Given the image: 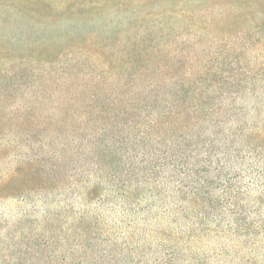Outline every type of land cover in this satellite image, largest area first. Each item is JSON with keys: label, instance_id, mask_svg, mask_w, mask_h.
<instances>
[{"label": "rangeland", "instance_id": "374dc122", "mask_svg": "<svg viewBox=\"0 0 264 264\" xmlns=\"http://www.w3.org/2000/svg\"><path fill=\"white\" fill-rule=\"evenodd\" d=\"M89 1L0 0V264H264V0ZM213 121L258 154L182 144Z\"/></svg>", "mask_w": 264, "mask_h": 264}, {"label": "trees", "instance_id": "16d2710c", "mask_svg": "<svg viewBox=\"0 0 264 264\" xmlns=\"http://www.w3.org/2000/svg\"><path fill=\"white\" fill-rule=\"evenodd\" d=\"M63 2V1H62ZM91 1L87 0V3L89 4ZM72 6L71 8H74V9H71V11L73 13H78L77 15H84L85 12L87 11L86 9H83L84 6L81 2H77L76 4H72L70 5ZM83 7V8H82ZM60 13V12H58ZM39 14L40 15H44L45 13L42 12V11H39ZM48 14V13H46ZM61 14H64L63 11H61V13L56 16V17H61L63 15ZM51 15V13H50ZM73 70V69H72ZM195 78V77H194ZM192 78V79H194ZM152 79V77H151ZM169 85L172 86V89L168 92H165V93H162L163 94V98L160 97V95H156L154 94L153 92H149V91H146L144 93H141V94H137V97L140 98V101H145V99L149 98L151 95H154L155 97H157L158 99H165L167 100V102H170L172 103L174 100H175V96L174 95H179L178 92L181 91V84L179 83L178 79L176 80V76L174 77H169V82H171ZM152 82L155 84V85H160L162 83V80L160 78V75L159 74H156L155 75V78L152 79ZM96 85V83H95ZM98 88V86H95L94 89ZM107 89V88H106ZM186 93H189V90H185ZM92 98H94L95 101H98L100 102L102 105H105L107 106L109 109L112 110L113 112V108L111 106V102L112 100L110 98H107V99H102L100 94L97 93L96 91H94V93L92 94ZM185 100H183L184 102ZM191 102H192V99H191ZM185 103V102H184ZM193 103V102H192ZM192 103H190V108L188 107L189 105L186 106L187 110L189 113H191V115H189L188 113H183V111H180V110H171L169 112V110L167 109L166 111H163L164 108H160L159 104H156V105H151V108H152V112L150 116H153L152 118H150L149 122L148 121H145V134H154V135H160V130L159 129H179L178 127L183 125L185 122H189L187 121V118H192L193 120H197L200 118L199 116V112H200V108H198L197 106L196 107H193L192 106ZM206 109V110H212L210 109L209 107H211L210 105H203ZM225 112H227L225 110ZM138 114L140 113V111L137 112ZM172 117H175L174 119H172ZM212 117V116H211ZM131 117H128L126 118L125 122H126V125L128 126V128L131 127V122L133 125H140V124H144V123H141L140 120H143L141 116H139L138 119H135V120H132L131 121ZM147 124V125H146ZM217 123H214L211 122L210 125H204L203 123L201 124L202 125V131H203V134H207L206 136H204V139H201L198 134L200 132V129H196V131L194 132L193 130H190L187 134L186 137H184V141L182 144H184L185 141H192L193 144L197 143V142H203L201 147L199 148V150L201 151V155H205L206 157H210L213 153H214V147L215 146H218V145H221V146H225L224 148V151L222 153H220V155L224 156V157H238L239 155H241L242 153H245V152H249V153H252L254 155V152L256 154H258L256 151H257V148L259 147L257 143H259V139H257V135L256 134H245L241 136L240 140H237L236 142L233 143V141L230 139L231 137L230 136H223V135H220L219 138L217 137L219 132L216 127ZM136 127L134 128H131L130 130L128 129L127 132L131 133L134 131ZM210 129H213V130H210ZM121 134V133H119ZM165 134V133H164ZM118 135V134H117ZM97 147H99V145H97ZM168 147H171V146H168ZM183 150H187L186 148L180 146L178 147V152L181 153L182 155H184V151ZM190 150V149H189ZM62 152H65V148L63 147V150ZM118 152V149L114 150V153H117ZM68 154H70V157H72V152H69L68 151ZM121 153H119V156H120ZM144 155L142 156L141 159L149 156L148 153H143ZM123 156V155H122ZM190 156H192V154H190ZM68 157H62V159H60V161L62 160H66L68 159ZM131 158V160L135 161L138 160L137 158H135L134 156H129L128 159ZM57 164H59V158H55L54 160ZM152 160H148L146 162H151ZM144 160L143 161H139V164L142 165V164H147ZM231 164V163H230ZM60 165V164H59ZM229 168H231V165H229ZM70 253V252H69ZM61 264H66V263H61Z\"/></svg>", "mask_w": 264, "mask_h": 264}]
</instances>
